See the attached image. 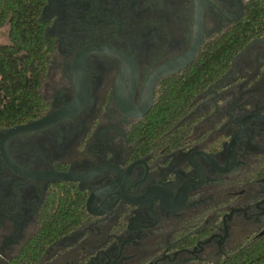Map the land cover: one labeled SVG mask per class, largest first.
Returning <instances> with one entry per match:
<instances>
[{"label": "flooded vegetation", "instance_id": "af4514ba", "mask_svg": "<svg viewBox=\"0 0 264 264\" xmlns=\"http://www.w3.org/2000/svg\"><path fill=\"white\" fill-rule=\"evenodd\" d=\"M197 1L44 0V107L0 127V264L61 195L79 203L78 222L30 247L33 264H212L264 233V22L248 20L252 0ZM195 26L198 51L170 72ZM234 29L255 32L180 120L150 134L162 85Z\"/></svg>", "mask_w": 264, "mask_h": 264}, {"label": "trees", "instance_id": "16d2710c", "mask_svg": "<svg viewBox=\"0 0 264 264\" xmlns=\"http://www.w3.org/2000/svg\"><path fill=\"white\" fill-rule=\"evenodd\" d=\"M43 3L44 0H0V28L9 24V43L0 44V127L35 117L44 107L38 88L45 52L37 20ZM247 14L251 17L250 22H264V0H252L247 6ZM243 21L246 18L239 23ZM254 32L229 31L209 42L184 70L182 77L169 78L147 115L149 133L158 136L180 120L194 97L224 71L233 54ZM50 208L36 239L9 264H33L40 254L32 252L30 247L39 244L42 250L54 238L73 228L80 217L79 203L70 201L65 195L59 197L55 212ZM212 264H264V233L234 249L228 258Z\"/></svg>", "mask_w": 264, "mask_h": 264}, {"label": "water", "instance_id": "95a60500", "mask_svg": "<svg viewBox=\"0 0 264 264\" xmlns=\"http://www.w3.org/2000/svg\"><path fill=\"white\" fill-rule=\"evenodd\" d=\"M199 1H200V3H199ZM199 1H197V4L201 10L202 5H203V0H199ZM197 30L199 31V29H197V26H195V38L191 44L190 49L184 55H182V57H180L176 61V63H177L176 68L170 69L169 70L170 72L176 71V70L181 69L184 66H186L192 60V58L194 57V55L198 51L202 38H201V34H199V32ZM146 96H147L146 97L147 106L149 107L153 102V89H152V87L149 88V91L147 92ZM51 116L52 115L44 116V117H41V118L34 120L32 122L15 125L14 127L11 128L10 131L16 132V131H19L22 129H28V128L40 126V125L48 122L49 120H51L53 118ZM47 175H48V178H51V179L70 180V175L68 173L48 172Z\"/></svg>", "mask_w": 264, "mask_h": 264}, {"label": "rangeland", "instance_id": "374dc122", "mask_svg": "<svg viewBox=\"0 0 264 264\" xmlns=\"http://www.w3.org/2000/svg\"><path fill=\"white\" fill-rule=\"evenodd\" d=\"M9 42V25L5 24L0 28V44H6Z\"/></svg>", "mask_w": 264, "mask_h": 264}]
</instances>
